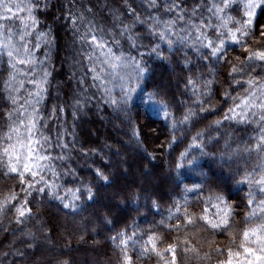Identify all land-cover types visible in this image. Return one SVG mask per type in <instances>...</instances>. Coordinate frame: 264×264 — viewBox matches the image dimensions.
<instances>
[{
	"label": "trees",
	"instance_id": "trees-1",
	"mask_svg": "<svg viewBox=\"0 0 264 264\" xmlns=\"http://www.w3.org/2000/svg\"><path fill=\"white\" fill-rule=\"evenodd\" d=\"M99 1L0 0V264H264V0Z\"/></svg>",
	"mask_w": 264,
	"mask_h": 264
},
{
	"label": "rangeland",
	"instance_id": "rangeland-1",
	"mask_svg": "<svg viewBox=\"0 0 264 264\" xmlns=\"http://www.w3.org/2000/svg\"><path fill=\"white\" fill-rule=\"evenodd\" d=\"M61 2L63 3V8H64V11H63V13H64V15L66 16V17H70V15L71 14H73V12H74V9H72V10H70L69 8H70V6L68 7V2H66V0H61ZM109 0H107V1H105V0H100L99 1V3L97 4V5H99V7L100 8H108L107 9V12L109 13V14H112V16H113V14H116V9L114 8V7H112L109 3ZM77 11V10H76ZM78 12V14L80 15L81 14V11H77ZM71 20H72V18H71ZM72 22L73 21H69V23H70V25L72 26V27H74L73 26V24H72ZM69 25V26H70ZM70 26V27H71ZM89 27V25L88 26H85V28H84V30H86V29H89L88 28ZM81 35V37H82V34H80ZM76 37V36H75ZM77 39H80V37H77ZM66 45V44H65ZM64 45V49H66V51H68L67 52V54L65 55V58H64V62H65V65H66V67H67V69L69 70V72H70V75H69V78L72 80V81H77V82H81V73H80V70H79V59H78V56H79V54H80V51H79V49H77V51L76 52H73V50H72V48L73 47H71V43H69V44H67L66 46ZM81 74V75H80ZM75 79V80H74ZM58 84H60V81H58ZM59 92V91H58ZM59 95H60V92H59ZM85 96V97H84ZM83 101V102H82ZM88 106H91V107H94V110L95 111H97V105L96 104H94L86 95H84V94H81V92L80 91H76V90H74V95L72 96V99L69 101V103H68V110H67V114H68V118H71V119H75L74 121H76L78 118H79V115H84V116H87L86 115V113H84V109L86 108V107H88ZM97 113V112H96ZM77 115H78V117H77ZM102 123H104L105 124V126H107V125H111V126H117V125H119L118 124V121L114 118V120H111L110 119V121H108V120H106V122H102ZM104 124H102V128H103V126H104ZM84 125H86L85 123H83V126ZM114 126V127H115ZM84 128H86V129H88V127L87 126H84ZM100 129H101V127H100ZM145 130V129H144ZM70 131H72V130H70ZM93 130H91L90 131V134H91V136L93 137ZM75 131H74V133L73 134H70L71 136H72V138H74V140L76 139V137H75ZM59 135V134H58ZM70 135L68 134V133H66V132H62V135H61V132H60V135L59 136H57V138L58 139H62V141L63 142H61V141H59V144H65V141L64 140H67L66 139V137H68V138H70ZM61 136H64V137H61ZM66 136V137H65ZM98 138H99V135H98ZM68 140H71V139H68ZM68 140H67V143H68ZM71 143H72V145H74L73 143H74V141H70ZM75 146V145H74ZM104 149V154H103V158L106 160V158H105V154L107 155L108 153H110V151L109 150H111V148H108V150L106 149V147L105 148H103ZM83 151V150H82ZM84 152V151H83ZM60 156H62V157H64V155L63 154H61ZM102 157V156H101ZM67 168H70L69 166L67 167ZM112 168V167H111ZM70 171H69V173H71V174H74L75 173V171L74 170H72V169H69ZM147 170H148V173H149V175H152V177H153V175H155V171L154 170H152V169H150V167H148L147 168ZM146 176H148V174L146 173ZM155 178V177H154ZM150 191V190H149ZM50 197H51V195H50ZM16 239V237H14V238H12V240L11 241H14Z\"/></svg>",
	"mask_w": 264,
	"mask_h": 264
}]
</instances>
